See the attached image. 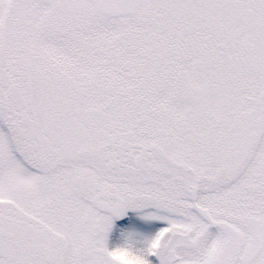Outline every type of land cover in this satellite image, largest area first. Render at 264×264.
I'll return each instance as SVG.
<instances>
[{
  "label": "snow or ice",
  "instance_id": "1",
  "mask_svg": "<svg viewBox=\"0 0 264 264\" xmlns=\"http://www.w3.org/2000/svg\"><path fill=\"white\" fill-rule=\"evenodd\" d=\"M0 264H264V0H0Z\"/></svg>",
  "mask_w": 264,
  "mask_h": 264
}]
</instances>
